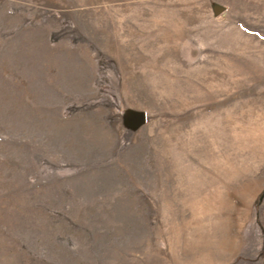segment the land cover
<instances>
[{
	"label": "rangeland",
	"instance_id": "rangeland-1",
	"mask_svg": "<svg viewBox=\"0 0 264 264\" xmlns=\"http://www.w3.org/2000/svg\"><path fill=\"white\" fill-rule=\"evenodd\" d=\"M0 264H264V0H0Z\"/></svg>",
	"mask_w": 264,
	"mask_h": 264
},
{
	"label": "water",
	"instance_id": "water-1",
	"mask_svg": "<svg viewBox=\"0 0 264 264\" xmlns=\"http://www.w3.org/2000/svg\"><path fill=\"white\" fill-rule=\"evenodd\" d=\"M140 119L142 120V116H140Z\"/></svg>",
	"mask_w": 264,
	"mask_h": 264
}]
</instances>
